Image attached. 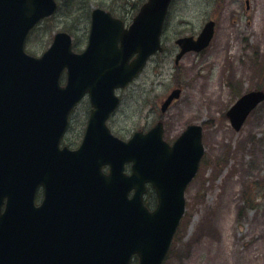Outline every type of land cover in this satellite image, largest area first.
<instances>
[{"label":"water","instance_id":"water-1","mask_svg":"<svg viewBox=\"0 0 264 264\" xmlns=\"http://www.w3.org/2000/svg\"><path fill=\"white\" fill-rule=\"evenodd\" d=\"M170 1L149 0L128 30L97 10L84 55H74L70 38L59 34L53 52L35 62L23 52V40L34 22L55 9L54 1L0 0V264H129L134 253L140 264H161L185 210V187L204 151L202 128L189 127L169 148L161 124L125 143L112 137L104 122L118 103L115 87L136 76L161 49ZM213 31L209 22L197 41L180 39L178 59L207 46ZM65 66L69 84L60 87ZM86 90L97 108L95 135L78 152L60 151L68 112ZM179 94L174 91L163 109ZM262 100L263 91L244 95L228 112L233 125L240 129ZM126 161H134L131 176L123 172ZM104 163L112 166L111 174L102 172ZM146 181L155 183L160 198L152 213L142 203ZM40 183L46 199L35 208Z\"/></svg>","mask_w":264,"mask_h":264},{"label":"rangeland","instance_id":"rangeland-1","mask_svg":"<svg viewBox=\"0 0 264 264\" xmlns=\"http://www.w3.org/2000/svg\"><path fill=\"white\" fill-rule=\"evenodd\" d=\"M58 1L63 6L57 15L52 20L43 21L26 42L28 52L30 50L36 56L47 50L55 33L66 27L74 36L76 52H81L87 45L90 21L80 22L75 12L76 5ZM174 1L176 3L171 6L163 33L166 51L152 57L142 74L128 88L118 92L122 104L109 126L117 136L129 139L135 131L148 129L157 122L162 101L176 87V38L197 35L207 20L215 18L216 35L211 45L202 52H188L183 56L179 66L182 96L163 114L165 140L172 143L188 124H203L206 148L205 161L186 191L187 210L178 238L164 264H205L210 239L207 237L211 232V238L221 236L222 226L228 229L231 225L225 217L219 222L214 218L220 209V200L217 199L220 192L226 190V179L242 178L238 184V202L236 200L224 211L225 216L231 219L235 235H253L258 224L252 218L264 217V195L256 194L260 196L256 201H261V205L251 208L244 204L242 197V191L248 184L264 180V103L252 113L241 131L234 130L223 115L239 94L264 86V43L257 40V32L253 30L264 15V0H248L249 10L246 0ZM141 2L89 0L86 8L101 3L116 14L129 12L130 17L126 21L130 23ZM231 24L242 29L238 37L232 35ZM221 30L223 34L226 30L230 32L229 52H236L237 57L223 55L219 42ZM190 64L194 65L193 76H184ZM214 85L217 86L215 93L212 90ZM87 109L88 104L83 101L72 115L65 142L73 148L82 141ZM207 121H211V125H205ZM229 239L233 237L229 236ZM240 248L251 250L264 262V234H256L254 240H248ZM134 264L138 261L135 260Z\"/></svg>","mask_w":264,"mask_h":264},{"label":"bare ground","instance_id":"bare-ground-1","mask_svg":"<svg viewBox=\"0 0 264 264\" xmlns=\"http://www.w3.org/2000/svg\"><path fill=\"white\" fill-rule=\"evenodd\" d=\"M257 32V40L264 43V15L262 16L261 23L257 26V28H253ZM230 31L232 35L238 37L242 33V29L234 24L230 25ZM220 49L223 55H230L231 58L237 57L236 52L230 53V44H231V34L229 31H225L223 34L222 30L220 32ZM194 65H187L186 71L184 72V76L192 77ZM217 89V86L214 85L213 89L214 93ZM242 178L233 177L230 178L226 183L225 187L221 191V196L217 199L220 200V209L217 212L216 221H220L222 218H226L229 223H231L230 228L226 229V226H222L221 236L211 238V234L207 237L210 238L208 241V253L207 262L205 264H264L259 255H255L251 250L241 249L244 243H247L248 240H254L256 234L261 233L264 234V217H254L252 220L256 221L258 224V229L256 233L251 236H244L241 234L240 236L235 235L234 227L230 218L225 216L224 211L228 208V206L232 205L238 198V184ZM238 202V200H237ZM237 206V205H236ZM217 224H215L216 228ZM231 230V232H230ZM229 236H232L233 239H229ZM199 264V263H198Z\"/></svg>","mask_w":264,"mask_h":264}]
</instances>
